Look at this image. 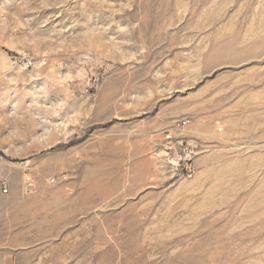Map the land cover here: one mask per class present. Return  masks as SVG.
I'll return each instance as SVG.
<instances>
[{
    "label": "rangeland",
    "instance_id": "rangeland-1",
    "mask_svg": "<svg viewBox=\"0 0 264 264\" xmlns=\"http://www.w3.org/2000/svg\"><path fill=\"white\" fill-rule=\"evenodd\" d=\"M0 264H264V0H0Z\"/></svg>",
    "mask_w": 264,
    "mask_h": 264
},
{
    "label": "built area",
    "instance_id": "built-area-1",
    "mask_svg": "<svg viewBox=\"0 0 264 264\" xmlns=\"http://www.w3.org/2000/svg\"><path fill=\"white\" fill-rule=\"evenodd\" d=\"M187 120L183 119L178 123V128H183L187 125ZM182 143L180 142H174L171 135L169 133H165V135L163 136V144L160 147V151L158 153H156V158H159L160 160H164L166 161L169 165L174 166V172L177 176H182L186 179H191L193 177L194 174V170H193V166L192 164L187 161L185 163V166L182 168L181 167V160L180 157H178V159H170V155L173 153L175 146H179L181 147ZM28 180V179H26ZM6 190L3 189L2 193L6 194Z\"/></svg>",
    "mask_w": 264,
    "mask_h": 264
}]
</instances>
